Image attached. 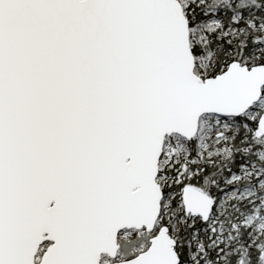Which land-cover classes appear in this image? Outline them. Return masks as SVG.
I'll return each mask as SVG.
<instances>
[{
	"label": "snow or ice",
	"instance_id": "1",
	"mask_svg": "<svg viewBox=\"0 0 264 264\" xmlns=\"http://www.w3.org/2000/svg\"><path fill=\"white\" fill-rule=\"evenodd\" d=\"M0 264H264V0H0Z\"/></svg>",
	"mask_w": 264,
	"mask_h": 264
}]
</instances>
